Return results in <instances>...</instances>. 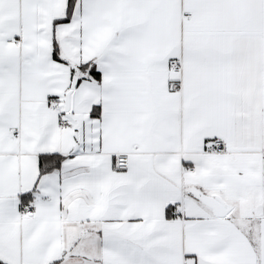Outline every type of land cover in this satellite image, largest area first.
Instances as JSON below:
<instances>
[{
  "label": "snow or ice",
  "instance_id": "6c2138e0",
  "mask_svg": "<svg viewBox=\"0 0 264 264\" xmlns=\"http://www.w3.org/2000/svg\"><path fill=\"white\" fill-rule=\"evenodd\" d=\"M0 264H264V0H0Z\"/></svg>",
  "mask_w": 264,
  "mask_h": 264
}]
</instances>
